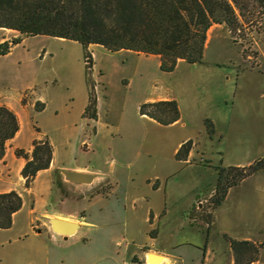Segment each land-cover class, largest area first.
Instances as JSON below:
<instances>
[{"label": "rangeland", "instance_id": "rangeland-1", "mask_svg": "<svg viewBox=\"0 0 264 264\" xmlns=\"http://www.w3.org/2000/svg\"><path fill=\"white\" fill-rule=\"evenodd\" d=\"M241 21L242 28L235 32L229 31L224 23L209 27L203 63L221 62L230 66L241 60L242 64L264 70V9L250 0ZM3 34L0 30V36ZM18 36L20 41L13 50L0 54V84L16 88L30 73L35 74L45 109L40 120L32 119L33 124L52 138L57 161L80 162L106 172L112 183V195L104 212H100L98 199L89 197L97 191H106L107 184H92L85 192L88 197L71 199L79 195L78 192L70 186L61 187L56 178L54 190L60 197H67L51 199L53 208L84 210L87 220L94 224L80 230L78 236L82 238L79 240L54 241L43 230L34 233L37 223L20 216L24 213L19 214L20 220L12 222L11 227L0 228V264H135L131 252L137 250L141 242L150 243L144 232H139L132 241L124 221L131 213L130 196L143 176L160 178L169 207L177 204L181 208H191L196 198H200V208L194 209L191 215H205L210 210L209 194L218 177L217 166L237 156L245 163L264 158V74L247 72L238 78L236 89L240 96L235 100L233 111L227 121L218 123L212 131L213 125L208 126V118L203 120V116H213L215 107L204 95L192 97L185 79L186 76L199 77V74L189 75L182 66L163 71L156 55L125 49L111 52L101 45L89 46L91 78L96 95L97 89L103 95L102 123L95 133L80 115L89 87L83 45L76 40L45 34ZM18 36H10L7 41ZM166 94L182 97L187 107L196 112L198 126L189 134L198 142V150L203 152L204 166L177 161L172 140L175 129L152 127L140 114L141 103ZM108 115L113 118V127L105 125ZM65 123L70 125L65 128ZM65 130L72 131L70 137H65ZM142 142L146 144L141 145ZM218 147L222 150L220 157L216 153ZM195 156L198 158L197 154ZM257 182H264V171L244 186L248 201L244 215L249 221L262 216L255 192ZM136 206L141 211L139 202ZM185 214L170 210L169 218L158 225L157 244L169 243L172 238L165 227L172 225L170 223L177 217L180 222L187 221ZM186 223H183L184 229L173 235L175 238L196 236L189 232ZM146 225L139 223V229Z\"/></svg>", "mask_w": 264, "mask_h": 264}, {"label": "crops", "instance_id": "crops-1", "mask_svg": "<svg viewBox=\"0 0 264 264\" xmlns=\"http://www.w3.org/2000/svg\"><path fill=\"white\" fill-rule=\"evenodd\" d=\"M0 30L4 32L0 36V43L8 40V37L18 36L19 32L12 29L2 28ZM17 45V44H16ZM99 44H90L89 46H96ZM100 46V45H99ZM8 52L10 53L13 48ZM206 48V44H205ZM126 50V49H125ZM205 50V49H204ZM7 53V54H8ZM143 54V53H142ZM153 55V54H151ZM159 59V56L156 55ZM160 64V60H159ZM182 66L186 73L199 74V77L186 76V82L188 83V90L192 92V97L195 95H204V97L212 102V106L215 107L213 116H203L210 119L213 128L212 131L218 126V123L228 120L230 114L235 106V100L240 95L237 93V81L240 76L245 75L247 72H257L264 74V70L258 69L255 66L242 64L241 60L226 66L221 62H214L213 64L205 63H188L184 59H179L176 64V69ZM175 69V70H176ZM197 78V79H196ZM38 77L30 73L25 79L20 82L16 88H10L5 84H0V105L5 104L16 113L19 120V129L13 138L6 142V151L2 159H0V193L10 190H16L22 197L21 208L13 214L12 221L15 224L20 220L19 214L29 219L31 223L35 221L38 229L34 233L44 232L48 237L54 241L60 239L63 241L74 239L79 240L78 233L85 226H92L94 222L87 220V215L83 211L79 210H55L51 199L55 201L58 198H66L67 196L60 197L58 192L54 190V183L56 178L58 185L61 187L70 186L75 192H78L74 198L79 199L88 197L86 189L90 188L92 184L105 183L108 185V189L104 192L97 191L90 199H98L100 212H104L108 206L109 198L112 195L110 182L107 173L100 169L90 168L87 165L80 162L71 163V161H57L56 151L53 150V157L48 168L40 170L32 183L30 188L24 187V178L21 175V169L25 164V158L17 156L15 150L18 148L31 150L32 141L35 138L47 137L51 143L53 140L46 134V131L41 130L40 127L33 124L32 119H41L43 113L35 109L36 101H41V93L38 91ZM98 90L97 95V117L95 120L89 121L82 117L84 108L88 102V95L86 100L82 104L80 110L81 119L85 120L87 125L94 127L95 133L101 126V111L100 107L103 102L102 91ZM23 99H25L23 101ZM152 101L176 99L180 110V118L170 124H161L146 115L143 117L149 122L150 126H163L167 128L175 129V136L173 140V154L177 152L180 145L191 139L193 141V147L189 152L188 159L186 161H179L185 165H197L204 166L206 163L203 159L202 150H198V142L194 141L190 136V131L198 126V116L192 108L187 107L182 97L173 96L170 94L149 98ZM194 99V98H193ZM43 102V101H41ZM194 103V102H193ZM195 104V103H194ZM193 107V106H192ZM70 124H64L63 127L67 128ZM105 125L113 124V118L106 119ZM76 126V125H75ZM36 127L39 130H36ZM70 128V127H69ZM66 131V130H65ZM72 131H66L65 137H70ZM222 137V134H220ZM210 136V134H208ZM211 138V136H210ZM83 141V140H82ZM145 145L142 142L141 145ZM53 145V144H52ZM221 156V147L216 150ZM196 152V153H195ZM240 150V154H241ZM197 154L198 158L195 156ZM261 158V157H258ZM256 158V159H258ZM206 159V158H205ZM254 159V160H256ZM253 160V161H254ZM178 161V160H177ZM252 161V162H253ZM252 162L245 163L241 159V156H237L236 159L231 160L222 166H244ZM72 170L79 172H90L96 174V178L90 184L81 186L73 185L63 178L62 170ZM263 170L257 171L250 176L244 178L239 183L231 186L223 199V201L215 208H209L211 213L210 222L207 223L203 214L191 215V212L196 208H200L202 199L196 198V203L191 208H185L184 206L178 207L177 204L172 208L167 204V193L160 183V178L155 176H143L140 179V183L136 185L135 192L130 196V216L125 219L124 223L127 227V232L131 235L132 241L139 232H144L147 236V241L150 244L140 243L137 245V250L131 252V257L135 264H234V255L230 247L229 242L226 240L225 235L234 239L250 240L256 244H261L260 253L258 258L251 264H264V182L256 184V197L260 201L262 216L259 219L249 221L246 218L245 210L248 207L247 191L245 185L251 178ZM217 172V171H216ZM59 178V179H58ZM156 180V181H154ZM217 182V178H216ZM254 184V183H253ZM216 185V183H215ZM255 187V186H254ZM215 188V186H214ZM211 190L209 196L213 193ZM70 198V197H69ZM141 205V211L137 209L136 203ZM112 209V208H111ZM170 210L183 211L187 217V221L180 222L177 217L172 225H167L168 232L171 234V238L168 244H157L159 232L157 231L160 222L166 221L169 218ZM58 217L62 219H68L71 221H77L81 223V227L73 234L65 237L62 234L56 233L52 230L49 218ZM172 218V217H171ZM141 219V220H140ZM172 220V221H173ZM147 223L146 227L139 229V223ZM186 223L189 227L190 233H196V236H190L182 239H177L173 235L177 231L184 229L183 223ZM157 223V226H155ZM166 223H169L168 221ZM197 223L194 227L193 224ZM12 224V225H13ZM105 224V222L103 223ZM36 226H33L35 229ZM133 229H136L133 230ZM43 230V231H42ZM153 230V235L150 231ZM42 231V232H41ZM149 234V235H148ZM118 243V242H117ZM189 249L191 251L185 253L182 249ZM48 251V250H47ZM48 254V252H47ZM55 257V253L52 255Z\"/></svg>", "mask_w": 264, "mask_h": 264}, {"label": "trees", "instance_id": "trees-1", "mask_svg": "<svg viewBox=\"0 0 264 264\" xmlns=\"http://www.w3.org/2000/svg\"><path fill=\"white\" fill-rule=\"evenodd\" d=\"M264 9V0H253ZM250 0H0V27L16 30L20 35L45 34L80 42L84 47L88 102L82 117L89 121L97 117V95L91 78L92 55L90 44H99L114 52L121 49L158 55L159 67L173 71L179 59L203 63L207 31L214 23H224L229 31L241 29ZM20 37L0 43V54H7ZM252 67L254 65H251ZM25 99H23L24 101ZM45 103L36 101L41 111ZM139 112L161 124L180 118L176 99L143 102ZM211 127L212 123L206 119ZM19 129L13 109L0 105V159L6 142ZM36 130H39L36 127ZM94 130V127H93ZM193 147L191 139L183 142L175 159L186 161ZM54 147L47 137L35 138L30 151L15 150L25 158L21 169L24 187L30 188L36 174L49 167ZM217 182L209 196L210 208L215 209L227 190L251 174L264 169V158L244 166H217ZM22 206L16 190L0 193V228L12 225L13 214ZM204 219L210 222L211 213ZM153 235V230L150 231ZM234 255V264H251L260 253L261 244L226 236Z\"/></svg>", "mask_w": 264, "mask_h": 264}, {"label": "water", "instance_id": "water-1", "mask_svg": "<svg viewBox=\"0 0 264 264\" xmlns=\"http://www.w3.org/2000/svg\"><path fill=\"white\" fill-rule=\"evenodd\" d=\"M62 175L66 181L77 186L90 184L96 178V174L94 173L79 172L66 169L62 170ZM49 222L54 232L62 234L65 237L75 233L81 227V223L77 221H71L58 217H50Z\"/></svg>", "mask_w": 264, "mask_h": 264}, {"label": "bare ground", "instance_id": "bare-ground-1", "mask_svg": "<svg viewBox=\"0 0 264 264\" xmlns=\"http://www.w3.org/2000/svg\"><path fill=\"white\" fill-rule=\"evenodd\" d=\"M58 232V231H57Z\"/></svg>", "mask_w": 264, "mask_h": 264}]
</instances>
